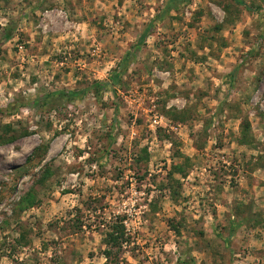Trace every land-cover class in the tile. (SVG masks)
Wrapping results in <instances>:
<instances>
[{
  "label": "rangeland",
  "instance_id": "1",
  "mask_svg": "<svg viewBox=\"0 0 264 264\" xmlns=\"http://www.w3.org/2000/svg\"><path fill=\"white\" fill-rule=\"evenodd\" d=\"M165 2L0 0V264H264V0Z\"/></svg>",
  "mask_w": 264,
  "mask_h": 264
},
{
  "label": "trees",
  "instance_id": "2",
  "mask_svg": "<svg viewBox=\"0 0 264 264\" xmlns=\"http://www.w3.org/2000/svg\"><path fill=\"white\" fill-rule=\"evenodd\" d=\"M192 0H166L165 5L161 11V13L157 16L158 19H163L165 16L172 11H178L182 7L186 6L189 4ZM235 2L239 4H245L244 0H234ZM152 24L149 25L145 32L144 35L142 36L143 38L146 37L147 33L151 30ZM12 37L11 33H7L4 35V40L7 41ZM133 55V51L130 50L126 54V60H128L131 56ZM114 79H118V74L115 75ZM108 81H96L94 83V86L98 89L101 90L105 87L109 86ZM78 96V93L75 91H56L54 93H50L45 97V100L47 101L48 98H53V97H61L64 100H69L73 101L76 97ZM250 132V123L249 120L244 119L242 122V138H245L247 134ZM124 217L122 216H116L115 221L110 225L112 228L111 231H108L106 233V243L109 246V248L105 251L106 257L111 258L112 253V248L113 247H120L123 245L125 241H127L126 237V228L124 226Z\"/></svg>",
  "mask_w": 264,
  "mask_h": 264
}]
</instances>
